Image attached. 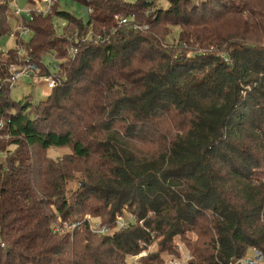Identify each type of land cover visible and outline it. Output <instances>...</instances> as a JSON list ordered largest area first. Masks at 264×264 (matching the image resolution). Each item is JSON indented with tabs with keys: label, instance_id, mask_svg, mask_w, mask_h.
<instances>
[{
	"label": "trees",
	"instance_id": "obj_1",
	"mask_svg": "<svg viewBox=\"0 0 264 264\" xmlns=\"http://www.w3.org/2000/svg\"><path fill=\"white\" fill-rule=\"evenodd\" d=\"M74 1L85 18L57 0L0 50V264L264 254V0ZM25 56L57 81L36 104L9 96Z\"/></svg>",
	"mask_w": 264,
	"mask_h": 264
},
{
	"label": "built area",
	"instance_id": "obj_2",
	"mask_svg": "<svg viewBox=\"0 0 264 264\" xmlns=\"http://www.w3.org/2000/svg\"><path fill=\"white\" fill-rule=\"evenodd\" d=\"M30 1V8H27L25 11L27 12L28 17L31 19L32 18V13H37L42 16L47 15L52 8V5L57 1V0H29ZM13 0H10L8 3L11 4ZM13 4V14L17 17L20 18V21L22 19V10H20L14 3ZM126 18H121L119 20L120 23H126ZM19 30H10V35L12 38L15 40L13 48H15L18 52H23V45L19 43V38L22 36L26 35L28 33V29L22 25L19 26ZM18 39V41H17ZM0 50L6 52L4 48L0 46ZM76 52L75 48H71L70 50V55H74ZM26 57V56H25ZM55 67V65L53 66ZM20 77H31L34 78L38 82H44L45 84L48 85V87H53L57 84L56 79L51 75H44L40 73V68L39 66L32 62L28 57L24 59L22 63H19V65H12L9 68V76L7 79V83L9 87L14 86L15 82L17 79ZM80 222H76L71 224L72 227L78 226ZM89 228L90 230L96 234V235H104V234H110L111 231L114 230L110 229L104 224L99 223L98 221H89ZM125 225V221L123 219L118 220L117 222V228H123ZM152 247V246H151ZM149 247V249L151 248ZM181 251V256L176 257V258H169L168 262L166 264H185L186 261L189 259V254L187 250L183 249L182 247L180 248ZM146 252L142 251L140 252L135 258H138L139 256L144 255ZM264 264V254L262 253L261 250L257 248H252L250 251L249 256H245L240 260L234 261L232 264Z\"/></svg>",
	"mask_w": 264,
	"mask_h": 264
},
{
	"label": "rangeland",
	"instance_id": "obj_3",
	"mask_svg": "<svg viewBox=\"0 0 264 264\" xmlns=\"http://www.w3.org/2000/svg\"><path fill=\"white\" fill-rule=\"evenodd\" d=\"M130 1H134V0H130ZM12 3H14L20 10H22V17L24 19H28V15H27V12L25 10L27 8H30L31 6L29 3V0H13V2H11V4H9V10L7 11V15H8L9 23H10V28H11V30L15 31V30L20 29L19 26L21 25V21H20L19 17L15 16L13 14V12H12L13 11V7H12L13 4ZM162 3L166 4V0L162 1ZM59 10L69 12L70 14H72L76 18H85L83 7L81 6V4H79L78 2H76L74 0H60ZM55 23L58 24V29L60 30L61 24H63L62 21L55 20ZM30 35H31V33L24 35L23 40L28 41V39L30 38ZM14 43H15V40L12 38V36L10 34L5 35V36H0V46L2 48H4L5 50L12 49L14 46ZM47 61L49 62L50 59L48 58ZM49 88L50 87H48L47 84H45L44 82H38L34 78L20 77L19 79L16 80L14 86L10 87L9 96H10L11 100L14 102L24 103L26 101L25 99L28 98L31 103L36 104V103L44 100L47 97V93L50 91ZM30 150H32V152H35L34 154H36V152L39 151L40 149L37 147H31ZM41 153L46 155L45 152L41 151ZM63 153L67 154L68 151L59 149V150L51 151L49 153V155L51 157H53L55 155L59 156ZM61 156L63 157V155H61ZM127 212H129V211H127ZM124 216L130 217V214L125 213ZM124 216L119 215V218L125 220ZM57 225H60V223H58ZM59 228H60V231L68 229L69 228L68 222H65V223L62 222ZM112 232L113 231H111V233ZM190 237L192 239L195 238V236L192 234L190 235ZM249 255H250V252L245 254V256H249ZM169 258H176V257H168L166 255L163 259L165 261V264L168 262ZM135 260H136V258L129 257L126 261V264H130V263L140 264V263H136Z\"/></svg>",
	"mask_w": 264,
	"mask_h": 264
},
{
	"label": "water",
	"instance_id": "obj_4",
	"mask_svg": "<svg viewBox=\"0 0 264 264\" xmlns=\"http://www.w3.org/2000/svg\"><path fill=\"white\" fill-rule=\"evenodd\" d=\"M236 264H240V263H236Z\"/></svg>",
	"mask_w": 264,
	"mask_h": 264
}]
</instances>
